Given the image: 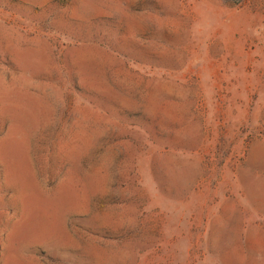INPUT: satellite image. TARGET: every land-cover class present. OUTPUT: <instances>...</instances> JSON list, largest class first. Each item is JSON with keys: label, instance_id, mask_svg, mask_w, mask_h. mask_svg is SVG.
Returning <instances> with one entry per match:
<instances>
[{"label": "rangeland", "instance_id": "374dc122", "mask_svg": "<svg viewBox=\"0 0 264 264\" xmlns=\"http://www.w3.org/2000/svg\"><path fill=\"white\" fill-rule=\"evenodd\" d=\"M0 264H264V0H0Z\"/></svg>", "mask_w": 264, "mask_h": 264}]
</instances>
